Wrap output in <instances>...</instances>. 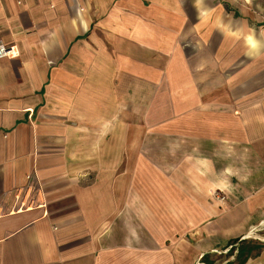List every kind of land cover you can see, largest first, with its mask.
I'll list each match as a JSON object with an SVG mask.
<instances>
[{"label":"crops","instance_id":"crops-1","mask_svg":"<svg viewBox=\"0 0 264 264\" xmlns=\"http://www.w3.org/2000/svg\"><path fill=\"white\" fill-rule=\"evenodd\" d=\"M0 40L19 53L0 59V264H181L136 241L148 219L201 259L264 227V0H0ZM127 73L168 82L173 158L189 155L140 215L110 175ZM259 238L244 264H264Z\"/></svg>","mask_w":264,"mask_h":264},{"label":"rangeland","instance_id":"rangeland-1","mask_svg":"<svg viewBox=\"0 0 264 264\" xmlns=\"http://www.w3.org/2000/svg\"><path fill=\"white\" fill-rule=\"evenodd\" d=\"M156 54L149 57V60L155 65L168 64L166 57H159ZM129 70L137 71V68L132 66ZM140 74L127 73V102L120 105L121 111L117 107L116 134L120 138L116 139V154L113 157L110 156V162L114 163L116 167L115 171L110 174L115 177L116 208L118 210H137V215L141 213L140 205L144 206L143 202H140V196L155 194L160 199L165 194L170 193L171 184L173 183L172 165L178 163L181 167L183 163H187L189 156L187 153H181L178 160L173 158L171 144L172 106L168 82H165L163 84L164 88H162V84H159V81H161L159 80L160 75L149 74L148 76L153 78L150 79ZM123 144H125L124 147ZM161 177L168 182V185L162 186L160 184L164 182ZM211 193L213 201L207 203L210 206L225 201V195L221 194L218 188H214ZM131 216H133L132 213ZM118 221L122 222L119 223V226L124 227V221L127 222V219L119 218ZM148 222L149 227H153L155 233H151L152 230L149 228V233L138 234L137 237L139 238L136 241H141L142 244L145 242L148 246L162 243L164 257H171L175 253L173 246L178 245L181 249V264H187L192 258L194 264L239 263L237 260L239 246L236 244L228 250L211 251L205 258L201 259L202 251L197 252L198 250H195V255H193V252L188 251L187 244H190L188 240L193 237L192 233L170 232L159 234L155 219H148ZM256 233L261 238L264 237V227L258 232L255 231L249 234L252 236L249 239L250 241L263 242ZM140 236H142V239ZM124 238H127V234L120 229L117 239ZM201 243L204 246V241H201Z\"/></svg>","mask_w":264,"mask_h":264},{"label":"trees","instance_id":"trees-1","mask_svg":"<svg viewBox=\"0 0 264 264\" xmlns=\"http://www.w3.org/2000/svg\"><path fill=\"white\" fill-rule=\"evenodd\" d=\"M259 247L260 245L253 241L244 242L243 245H240L239 251H238L239 253L237 257V260L239 261L238 264H244V261L248 258L250 252L254 249H258ZM229 264H232V263H229Z\"/></svg>","mask_w":264,"mask_h":264},{"label":"clouds","instance_id":"clouds-1","mask_svg":"<svg viewBox=\"0 0 264 264\" xmlns=\"http://www.w3.org/2000/svg\"><path fill=\"white\" fill-rule=\"evenodd\" d=\"M246 45L249 49V51L246 53L247 55L252 56L254 54H260L261 44L253 35L246 37Z\"/></svg>","mask_w":264,"mask_h":264},{"label":"built area","instance_id":"built-area-1","mask_svg":"<svg viewBox=\"0 0 264 264\" xmlns=\"http://www.w3.org/2000/svg\"><path fill=\"white\" fill-rule=\"evenodd\" d=\"M18 54L16 46L7 45L3 40H0V59L16 57Z\"/></svg>","mask_w":264,"mask_h":264}]
</instances>
